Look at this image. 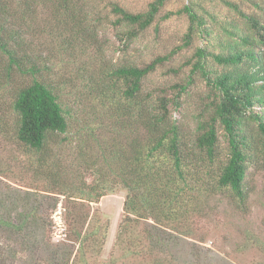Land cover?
<instances>
[{
	"label": "trees",
	"instance_id": "obj_1",
	"mask_svg": "<svg viewBox=\"0 0 264 264\" xmlns=\"http://www.w3.org/2000/svg\"><path fill=\"white\" fill-rule=\"evenodd\" d=\"M47 1L52 3L53 15L57 17L61 16V9L74 12L82 4L80 0ZM171 1L153 0L145 11L136 13L109 3L114 14L110 25L118 42L115 46L113 43L114 51L124 54L133 48ZM172 12L166 17L177 15L187 19L181 45L140 64H120L109 73L116 78L114 86L122 90L120 99L127 103L113 117L118 118L116 125L140 128L144 136L126 139L125 145H115V154H103L98 160L79 153L77 165H87L92 160L90 169L96 179L92 183L73 181L71 193L55 177L58 171H53L52 182L63 186L59 194L65 196L62 205L65 238L54 242L51 231L52 239L48 240L55 260H65V264L71 259V264H102L107 227L92 214V204L116 190L126 192L127 221L121 226L117 240L118 254L110 264H173L171 259L159 256L170 244L165 235L177 232L190 237L177 226L192 213L203 212L201 203L215 191V185L219 190H231L241 205L248 199L245 184L250 165L258 156H264V0H183ZM9 20L0 5V53L8 56L9 70L12 66L23 72L27 64L16 49H10L8 42ZM91 33L95 37L100 30L91 29ZM196 40L200 45L175 71L183 75L179 81L160 89L156 95L153 92L143 95L146 79L171 63L179 52L192 47ZM17 45L23 46V42L18 41ZM199 84L203 97L193 117L196 136L190 141L175 114L181 112ZM13 111L14 137L26 149L42 155L36 162L42 167L38 173L50 179V174L44 171L49 168L48 146L70 130L58 94L35 78L16 92ZM221 140L228 145L227 162L217 179L208 184L205 180L211 175H202L192 164L199 158L214 164ZM198 154L206 157H196ZM53 168L56 169L55 163ZM33 211L23 208L22 217L14 223L0 218V229L13 241L0 239V264H12L7 263L5 255L17 256L13 255L16 250L12 243L29 250L34 243L30 254L35 255L40 244L34 241V224L27 221ZM40 220L38 216L35 221ZM135 223L145 224L143 234L131 235L133 232L128 228ZM45 224L55 226L53 220ZM153 251L158 252V260ZM25 258L22 264H37L35 256Z\"/></svg>",
	"mask_w": 264,
	"mask_h": 264
},
{
	"label": "rangeland",
	"instance_id": "obj_2",
	"mask_svg": "<svg viewBox=\"0 0 264 264\" xmlns=\"http://www.w3.org/2000/svg\"><path fill=\"white\" fill-rule=\"evenodd\" d=\"M80 1L82 4L74 12L61 9V16L57 17L53 15L52 3L47 0H0L3 15L10 19L7 27L11 34L8 39L10 49H16L22 62L27 64L22 68L23 72L12 66L9 70L8 56L0 53V218L14 223L22 217L23 208H33L35 211L29 214L27 221L34 224V241L40 244L33 255L30 253L34 250V243H31L33 248L30 250L12 243L16 250L13 255L17 256L5 255L7 263L22 264L25 257L35 256L37 264H65V260L53 258L48 245V240L52 239L51 231L54 242L65 238L62 222L65 196L59 194L63 186H55L52 182L53 171H58L59 177H55L66 184L67 193H71L73 181L92 183L96 179L90 169L93 158L98 160V157H104L103 154H115V145H125L126 139L144 136L140 128L116 125L118 118L113 117L118 116L127 103L120 99L122 90L114 86L116 78L109 73L120 64H140L167 54L182 44L186 31L185 16L166 17L183 4V0H172L133 48L124 54L115 52L114 46L118 42L110 25L114 14L109 3L136 13L145 11L153 0ZM95 28L100 30V35L94 37L91 29ZM18 41L23 42L24 47L18 46ZM199 42L196 40L192 47L179 52L171 63L151 74L144 82L143 95L152 92L156 95L160 89L179 81L183 75L175 71L193 55ZM32 66L35 67L32 69ZM35 78L47 83L58 94L70 123L69 133L48 146L49 168L44 171L50 174V179L38 173L42 167L36 162L42 155L37 156L18 143L13 133L16 92ZM202 91L199 84L186 99L181 112L175 114L189 140L196 136L197 125L193 117L201 106ZM228 150L227 143L221 140L214 164L201 158L194 160L192 166L198 167L202 175H211L206 178V183L211 184L217 179L227 162ZM79 153L92 160L87 165H77ZM196 157L206 156L198 154ZM263 157L258 156L250 165L245 184L248 199L243 205L231 190H219L215 185V191L201 203L203 212L192 213L185 218L188 222L184 219L177 226L180 232L187 231L190 237L177 232H173V236L165 235L170 244L159 256L171 259L173 264H264ZM125 197V191L116 190L92 204V214L107 227L101 250L102 264H110L113 256L118 254L117 240L121 226L127 221ZM55 205L57 207L53 209ZM38 216L41 218L39 223L35 221ZM52 220L53 228L45 224ZM144 225L135 223L128 230L133 232L131 235L143 234ZM0 237L1 241L13 242L1 229ZM152 253L158 260V252Z\"/></svg>",
	"mask_w": 264,
	"mask_h": 264
}]
</instances>
